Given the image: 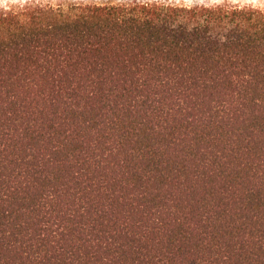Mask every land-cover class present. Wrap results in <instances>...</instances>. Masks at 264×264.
<instances>
[{"label":"trees","instance_id":"obj_1","mask_svg":"<svg viewBox=\"0 0 264 264\" xmlns=\"http://www.w3.org/2000/svg\"><path fill=\"white\" fill-rule=\"evenodd\" d=\"M0 264H264V10L0 6Z\"/></svg>","mask_w":264,"mask_h":264},{"label":"rangeland","instance_id":"obj_2","mask_svg":"<svg viewBox=\"0 0 264 264\" xmlns=\"http://www.w3.org/2000/svg\"><path fill=\"white\" fill-rule=\"evenodd\" d=\"M30 0H0V6L6 5L8 3L16 4ZM77 1H87V2H102V1H121V0H77ZM174 4H182L186 6L192 5H211L219 4L223 2L231 3L234 5H250L256 8L264 10V0H165Z\"/></svg>","mask_w":264,"mask_h":264}]
</instances>
